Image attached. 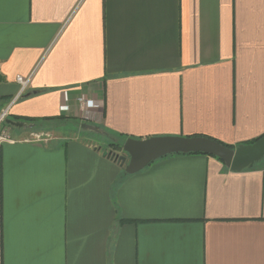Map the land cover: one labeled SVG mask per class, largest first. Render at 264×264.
<instances>
[{
  "label": "crops",
  "instance_id": "obj_1",
  "mask_svg": "<svg viewBox=\"0 0 264 264\" xmlns=\"http://www.w3.org/2000/svg\"><path fill=\"white\" fill-rule=\"evenodd\" d=\"M2 113L0 264H264L256 163L173 153L128 174L110 146L54 131L79 119L117 144L250 145L264 135V0H0Z\"/></svg>",
  "mask_w": 264,
  "mask_h": 264
},
{
  "label": "water",
  "instance_id": "obj_2",
  "mask_svg": "<svg viewBox=\"0 0 264 264\" xmlns=\"http://www.w3.org/2000/svg\"><path fill=\"white\" fill-rule=\"evenodd\" d=\"M15 128H30L24 122L6 121ZM89 131L100 133L96 127L81 125ZM119 152L107 150L104 157L111 158L120 165L125 173L133 174L152 161L173 153H204L215 156L222 160L226 167L232 171H241L251 168L255 163L264 158V136L250 145H240L235 149L227 148L210 139L194 137H161L146 140L126 139L118 144Z\"/></svg>",
  "mask_w": 264,
  "mask_h": 264
},
{
  "label": "rangeland",
  "instance_id": "obj_3",
  "mask_svg": "<svg viewBox=\"0 0 264 264\" xmlns=\"http://www.w3.org/2000/svg\"><path fill=\"white\" fill-rule=\"evenodd\" d=\"M58 124V123H57ZM55 126V129L54 131L56 132H60L62 133L63 135H66L68 137H78L80 135H87L89 136L91 139H97L98 140V144L103 147V148H106L108 146H110V148H113L114 146H111V144H114L115 141H112L111 139L112 138H109V140H111L110 142L106 140L107 136L106 134H104L103 136H101L99 133H95V132H92V131H89L85 128H82L81 125H88L90 126L91 123L90 121H86V120H72V121H68V122H65V123H61V125H57ZM40 141H46L48 140V137H46V135H43V134H40V138H39ZM107 142H109L107 144ZM116 144V143H115ZM97 145V144H96Z\"/></svg>",
  "mask_w": 264,
  "mask_h": 264
},
{
  "label": "built area",
  "instance_id": "obj_4",
  "mask_svg": "<svg viewBox=\"0 0 264 264\" xmlns=\"http://www.w3.org/2000/svg\"><path fill=\"white\" fill-rule=\"evenodd\" d=\"M16 82L20 85V93L19 95L22 93V91L24 90L25 86H26V80L23 79L21 76H17L16 77ZM77 104L83 108V110H93V109H97L101 107V103L99 101H94L92 99H89L87 96L82 95L80 97L77 98ZM65 111L68 110V106L65 105L64 109ZM5 117V113H2L0 115V121L3 120V118ZM33 140H39L40 135H34L31 137ZM9 140V136L5 133V132H1L0 130V143L3 141H7Z\"/></svg>",
  "mask_w": 264,
  "mask_h": 264
},
{
  "label": "trees",
  "instance_id": "obj_5",
  "mask_svg": "<svg viewBox=\"0 0 264 264\" xmlns=\"http://www.w3.org/2000/svg\"><path fill=\"white\" fill-rule=\"evenodd\" d=\"M62 117H57V118H42V119H31L30 121L33 122L35 125H45L46 123H49L51 124L52 121L54 120H58V119H61ZM44 127V126H43ZM264 136V135H263ZM261 136V137H263ZM261 137H259L258 139H260ZM258 139L254 140V141H251L249 144H252L254 143L255 141H257ZM119 144V143H118ZM118 144L114 143V144H111V146H114L115 148H118ZM255 166H259L260 168H263L264 169V158L262 160H260L258 163H256L253 167ZM251 167V169L253 168Z\"/></svg>",
  "mask_w": 264,
  "mask_h": 264
},
{
  "label": "flooded vegetation",
  "instance_id": "obj_6",
  "mask_svg": "<svg viewBox=\"0 0 264 264\" xmlns=\"http://www.w3.org/2000/svg\"><path fill=\"white\" fill-rule=\"evenodd\" d=\"M111 149H112V150H115V151H117V152H119L118 148L113 147V148H111Z\"/></svg>",
  "mask_w": 264,
  "mask_h": 264
}]
</instances>
